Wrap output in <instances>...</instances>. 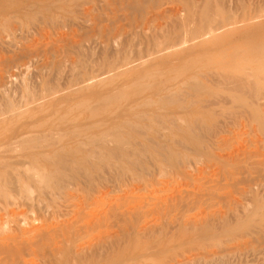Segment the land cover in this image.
Masks as SVG:
<instances>
[{
    "label": "rangeland",
    "instance_id": "rangeland-1",
    "mask_svg": "<svg viewBox=\"0 0 264 264\" xmlns=\"http://www.w3.org/2000/svg\"><path fill=\"white\" fill-rule=\"evenodd\" d=\"M212 261L264 264V0H0V264Z\"/></svg>",
    "mask_w": 264,
    "mask_h": 264
},
{
    "label": "bare ground",
    "instance_id": "bare-ground-1",
    "mask_svg": "<svg viewBox=\"0 0 264 264\" xmlns=\"http://www.w3.org/2000/svg\"><path fill=\"white\" fill-rule=\"evenodd\" d=\"M220 257V256H219ZM218 258V257H217ZM214 259V258H213ZM219 260H220V258H219ZM221 263V262H220ZM206 264V263H205ZM208 264V263H207ZM212 264H213V261H212Z\"/></svg>",
    "mask_w": 264,
    "mask_h": 264
}]
</instances>
